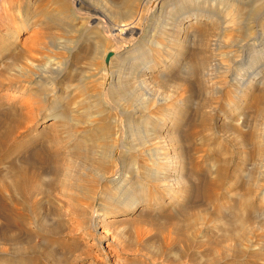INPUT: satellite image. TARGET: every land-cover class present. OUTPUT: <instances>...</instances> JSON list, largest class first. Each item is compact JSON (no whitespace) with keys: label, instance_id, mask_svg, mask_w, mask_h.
Instances as JSON below:
<instances>
[{"label":"rangeland","instance_id":"rangeland-1","mask_svg":"<svg viewBox=\"0 0 264 264\" xmlns=\"http://www.w3.org/2000/svg\"><path fill=\"white\" fill-rule=\"evenodd\" d=\"M261 3L0 0V176L46 147L27 264H264Z\"/></svg>","mask_w":264,"mask_h":264},{"label":"bare ground","instance_id":"bare-ground-1","mask_svg":"<svg viewBox=\"0 0 264 264\" xmlns=\"http://www.w3.org/2000/svg\"><path fill=\"white\" fill-rule=\"evenodd\" d=\"M190 1V0H189ZM177 2V1H176ZM182 3V2H181ZM188 4V3H187ZM186 4V5H187ZM199 3H197V6H196V9H199L200 6H198ZM263 3H261V8L260 10H263ZM181 5V4H180ZM195 5V4H194ZM202 5V4H200ZM259 5V3L257 4ZM260 6H258L260 8ZM192 8V7H191ZM195 9V8H194ZM258 8L254 9L250 15L251 16H254V17H260L262 16V12L260 11ZM264 11V10H263ZM199 12L197 13H194L195 16L196 14H198ZM215 13V12H214ZM200 16V15H199ZM60 18V17H59ZM263 18V17H262ZM259 19V18H258ZM60 20V19H59ZM252 20V19H250ZM262 20V19H261ZM219 21V20H218ZM255 21V20H254ZM258 21V20H256ZM263 26V25H262ZM220 30V29H219ZM162 33V32H161ZM214 35V34H213ZM162 40V39H161ZM163 43V42H162ZM139 49V48H138ZM133 50V49H132ZM141 50V49H140ZM140 54V53H139ZM259 72V71H258ZM39 75V74H38ZM39 82V81H38ZM124 91V90H123ZM21 107V106H20ZM12 108V107H11ZM10 108V109H11ZM13 110V109H12ZM14 110H15V107H14ZM13 110V111H14ZM11 114H12V112ZM16 113V112H15ZM1 114V112H0ZM14 114V113H13ZM28 114V113H27ZM3 113L0 115V155L1 154H4L6 155L7 157H11L13 156L15 153H16V148H15V144H7V139L10 135V129L9 127H4L5 126V116L3 115ZM6 116L10 117L11 115L9 114H6ZM29 116V115H28ZM8 117V118H9ZM12 117V116H11ZM32 118V117H31ZM11 119V118H10ZM8 120V119H7ZM17 120V118H16ZM8 122V121H7ZM11 122V121H10ZM16 122V121H15ZM18 122V121H17ZM16 122V123H17ZM12 124V122H11ZM9 125V124H8ZM13 125V124H12ZM16 125V124H15ZM105 125V124H104ZM103 125V126H104ZM4 127V129H1V127ZM102 126V128H103ZM101 127V126H100ZM100 127L98 128L100 130ZM11 128V127H10ZM13 128V126H12ZM11 128V130H13ZM18 128V127H16ZM12 132V131H11ZM100 132V131H99ZM103 133L105 134V131H103ZM107 133V132H106ZM110 134V133H109ZM108 136V135H107ZM9 138H12V137H9ZM10 140V139H9ZM8 140V142H10ZM22 141V140H21ZM26 141V140H25ZM36 142V141H35ZM41 144V143H40ZM31 145H33L34 147H31ZM45 145V144H44ZM24 148L26 149L25 152H27V154L25 153L22 158H21V162L17 163L16 162V159L14 160V158H12L10 160V163L9 162H6V163H9V167H8V172H7V177H8V181L4 179V176L2 174V176H0V203H5V209H6V215H7V224L8 226L12 229V232L9 235V239L10 241V259L12 262H17L20 263V264H23L24 262L27 264V260H25V257L24 254H27L26 252L28 251L27 247H24V246H21L20 245V242L19 240H17V234L19 233L18 231H13L15 229V225L18 224L19 227H20V230L23 231V232H27V233H30L31 232V229L29 227L28 224V221L26 220V215H25V210H26V203L28 202V200L30 201L31 197H34L35 193H38L40 192V189H41V183L43 182H40L41 180V174H42V171H41V166H43L46 158H45V152H46V147L45 146H36L32 143H26L23 145ZM48 146V145H47ZM105 149H108L107 146L104 147ZM22 150V149H21ZM20 150V152H22ZM48 151V150H47ZM19 152V151H18ZM108 152V151H107ZM50 153V152H49ZM20 154V153H19ZM152 155V154H151ZM5 157V156H4ZM20 157V155H19ZM2 158V160L6 159L7 158H3V157H0ZM156 158V157H155ZM53 159V158H52ZM19 160V159H18ZM17 160V161H18ZM8 161V160H7ZM52 162V161H51ZM163 162V161H161ZM4 163V162H3ZM7 165V164H6ZM50 166V165H49ZM51 168V167H50ZM3 169V168H1ZM6 169V168H5ZM6 171V170H5ZM4 172V169L3 171ZM1 173V171H0ZM6 173V172H5ZM45 173V172H44ZM43 175V174H42ZM51 182V181H50ZM65 195V194H64ZM72 196V195H70ZM52 198V197H51ZM68 198V197H67ZM71 198V197H70ZM73 200V199H72ZM77 200V199H76ZM75 201V200H74ZM35 202V200H34ZM37 202V201H36ZM73 203V202H72ZM26 205V206H25ZM36 207V206H35ZM1 208V207H0ZM4 209V210H5ZM74 209V208H72ZM3 210V211H4ZM0 211H2V209H0ZM2 213V212H1ZM4 213V212H3ZM5 215V214H4ZM29 218V217H28ZM27 218V219H28ZM31 220V219H30ZM29 220V221H30ZM6 221V220H5ZM39 225V224H38ZM48 228V227H47ZM51 228V227H50ZM9 229V228H8ZM52 229V228H51ZM50 229V230H51ZM44 230V226L41 224L40 225V228L38 227L37 230L34 231L35 235H40L42 236L43 233L42 231ZM20 231V232H21ZM45 231V230H44ZM18 232V233H17ZM46 233V232H45ZM53 234V233H52ZM50 235V234H49ZM38 238H40L38 236ZM43 238H44V235H43ZM42 239V238H41ZM175 239V238H174ZM178 239V238H177ZM52 240V239H51ZM173 240V239H172ZM171 240V241H172ZM48 242V241H47ZM50 243V242H48ZM33 244V243H32ZM62 246V245H61ZM32 247V248H31ZM27 248V249H26ZM30 248L33 250H36V245H32L30 246ZM39 249V248H38ZM26 250V252H25ZM30 250V249H29ZM30 250V251H32ZM33 250V251H34ZM9 251V250H8ZM29 251V253H30ZM16 253H18V255L16 256ZM24 253V254H23ZM34 253V252H33ZM32 254V252H31ZM36 254V253H35ZM31 256H34V255H31ZM32 258H36V257H32ZM31 258V259H32ZM37 258L39 259L38 255H37ZM37 259V261H39ZM24 260V261H23ZM29 260V259H28ZM35 260V259H34ZM31 262V260H30ZM40 262V261H39ZM29 264V263H28ZM32 264H34V262H32ZM36 264V263H35ZM40 264V263H39Z\"/></svg>","mask_w":264,"mask_h":264}]
</instances>
